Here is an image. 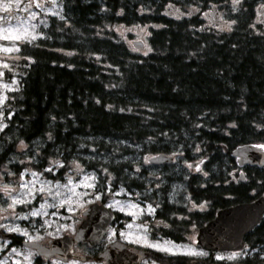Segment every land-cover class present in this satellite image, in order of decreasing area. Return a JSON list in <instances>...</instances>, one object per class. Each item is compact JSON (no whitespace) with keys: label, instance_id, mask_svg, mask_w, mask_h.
Segmentation results:
<instances>
[{"label":"trees","instance_id":"16d2710c","mask_svg":"<svg viewBox=\"0 0 264 264\" xmlns=\"http://www.w3.org/2000/svg\"><path fill=\"white\" fill-rule=\"evenodd\" d=\"M64 1L63 18L52 16L38 38L20 45L24 62L4 110L2 165L28 144L38 170L54 158L77 159L102 182L111 176L113 188L146 195L136 154L201 158V173L183 178L193 200L210 204L188 214L201 227L218 209L264 194V168L244 167L243 180L232 155L240 145L264 143V0ZM216 10L231 21L229 30L212 26ZM116 24H149L151 51H134L105 29ZM177 180L170 177L158 194L154 186L151 200H160L159 217L174 226L163 235L184 242L185 221L175 217L187 212L170 203ZM246 242L239 264H264V218Z\"/></svg>","mask_w":264,"mask_h":264},{"label":"rangeland","instance_id":"374dc122","mask_svg":"<svg viewBox=\"0 0 264 264\" xmlns=\"http://www.w3.org/2000/svg\"><path fill=\"white\" fill-rule=\"evenodd\" d=\"M238 3L239 0L233 1L234 6ZM4 5H8L7 11L4 10ZM64 11V0H0V137L6 128L4 110L9 93L19 85V67L24 62L18 55L21 43L38 38L41 28L48 26L50 18L55 16L62 19ZM216 12L217 15H213L211 21L212 26L218 30H229L231 21L223 15L219 16L222 13L218 10ZM260 14V19H263L264 10ZM150 28L149 24L134 27L116 24L105 29L113 30L134 51L146 54L151 51L148 43ZM17 36L20 39H15ZM135 41L143 42V47H136ZM32 150L31 145L20 144L13 160L7 159L3 165L0 163V264H111L106 259L83 261L74 258L61 260L54 256L47 258L40 256L35 248L25 243L47 242L65 234L74 236L84 218L82 211L94 202L106 203L123 216L131 217L121 229L120 239L138 247L137 249L150 250L149 255L140 260L141 264H175L171 259L177 256L187 257L185 264H239L249 253V250L211 252L197 246V234L201 225L192 221L188 214L205 211L210 204L207 201L200 203L193 200L192 194L187 192L183 177L188 182L189 174L201 173V158L185 161L180 160L181 156H174L171 168L165 169V166L150 163L151 156L136 154L132 163L144 172L141 178L149 188L145 195L140 190L113 188L111 176L104 183L98 171L87 170L77 159L66 163L54 158L46 169L38 170L37 166L41 163L35 157L37 152L33 154ZM0 160L3 162L1 158ZM61 170L63 172L60 174ZM237 172L244 175L243 179L246 178L245 170ZM173 175L180 180H177L179 184L171 186L170 203H178L179 209L187 212L175 217L185 221L180 223L185 225V229L181 231L185 236L184 242H177L163 235L164 228L173 229V224L166 225L164 219L153 220L150 217L156 212L154 198L151 200L154 185L162 188L166 178L168 180ZM154 176L159 178L154 179ZM258 193L256 187L252 194ZM115 229L116 227L111 228L103 244L117 238ZM153 244L178 248L173 247L169 252L151 247ZM81 249L84 250L83 247ZM40 257L42 260L38 262Z\"/></svg>","mask_w":264,"mask_h":264},{"label":"water","instance_id":"95a60500","mask_svg":"<svg viewBox=\"0 0 264 264\" xmlns=\"http://www.w3.org/2000/svg\"><path fill=\"white\" fill-rule=\"evenodd\" d=\"M140 48L143 42L135 41ZM240 167L258 166L264 168V143L244 144L232 151ZM173 160L171 155L158 154L149 158L153 164H163ZM83 220L74 236L53 238L47 242H28L43 257H56L61 260L68 258L89 260L91 257L75 251V244L87 243L97 246L107 234L110 225L116 219V212L108 205L94 202L83 211ZM264 218V194L249 202H240L232 206L220 208L216 216L206 225L199 228L197 246L208 251H240L246 248V236ZM121 249L114 247L102 252L97 260L107 259L111 264H141L140 260L146 257L147 251L133 248L127 252L129 246L121 243ZM122 251V253L119 252ZM114 252V253H112Z\"/></svg>","mask_w":264,"mask_h":264},{"label":"flooded vegetation","instance_id":"af4514ba","mask_svg":"<svg viewBox=\"0 0 264 264\" xmlns=\"http://www.w3.org/2000/svg\"><path fill=\"white\" fill-rule=\"evenodd\" d=\"M165 164H167V163H164V164H162V166L164 167L165 166ZM160 166H161V164H159ZM159 165H157V166H159ZM165 169H167V166H165ZM238 170H240V169H238ZM242 170V169H241ZM142 174L144 173L143 171H140ZM190 176L189 177H191L192 175H193V173H191V174H189ZM241 177L240 178H244L243 177V175H240ZM154 179H158L159 177L158 176H154L153 177ZM184 178V177H183ZM186 179V178H185ZM244 180V179H243ZM167 180H165L164 182H163V187L161 188L160 186H158V185H154L155 186V191H156V193L158 194L162 189H165L166 188V185H167V182H166ZM154 202V205H155V208H156V212L153 214V215H151L150 217L153 219V220H158V219H161L160 217H159V208H160V200H153ZM116 219H115V222H113L112 223V225L110 226V229H109V231L111 230V228H115L116 227V229H115V233H116V236H117V238L116 239H113V240H110L109 242H107V243H105V244H103L102 242L105 240V239H103L102 241H101V243H100V245H97V246H90V245H88V244H86V243H78V244H75V251L76 252H79L80 254H82V255H88V256H90L91 258L89 259V260H93V259H96L97 260V257L102 253V252H104L105 250H107V249H113L114 247H118L119 249H121V243H125V244H127L129 247L128 248H126V251L127 252H131V250L133 249V248H138V247H135V246H133L132 244H129V243H127L126 241H123V240H121L120 238V234H121V229L123 228V226H125V223H127V221L128 220H131V217H129V216H123L121 213H119L117 210H116ZM115 224H117V226H115ZM79 227V226H78ZM78 229V228H77ZM113 230V229H112ZM109 231H108V233L105 235V236H108L109 235ZM153 233V232H152ZM29 242V241H28ZM28 242L26 241L25 243L28 245ZM29 246V245H28ZM84 248V250H82L81 248ZM78 250H77V249ZM142 249V248H141ZM144 250H146L147 251V255H146V257L149 255V253H150V250L149 249H147V248H143ZM114 250V249H113ZM119 252L120 253H122V251H120L119 250ZM152 252V251H151ZM112 253H114V252H112ZM39 261L38 262H41V260H42V257H40L39 259H38ZM107 260V259H106ZM109 263H111V262H109Z\"/></svg>","mask_w":264,"mask_h":264},{"label":"snow or ice","instance_id":"6c2138e0","mask_svg":"<svg viewBox=\"0 0 264 264\" xmlns=\"http://www.w3.org/2000/svg\"><path fill=\"white\" fill-rule=\"evenodd\" d=\"M4 10L5 11H7L8 10V5H4ZM6 38H8V37H6ZM15 39H20V37L19 36H17V37H15ZM34 215H35V213H33ZM166 243H170V242H166ZM151 247H159V248H161V250H164V251H169V252H171L172 250H173V247H177L178 248V246H172V247H163V246H160V245H155V244H153V245H150Z\"/></svg>","mask_w":264,"mask_h":264},{"label":"bare ground","instance_id":"6f19581e","mask_svg":"<svg viewBox=\"0 0 264 264\" xmlns=\"http://www.w3.org/2000/svg\"><path fill=\"white\" fill-rule=\"evenodd\" d=\"M249 202V201H248Z\"/></svg>","mask_w":264,"mask_h":264}]
</instances>
